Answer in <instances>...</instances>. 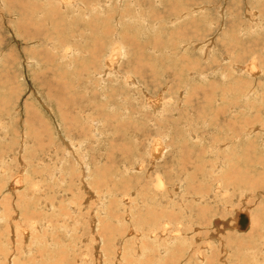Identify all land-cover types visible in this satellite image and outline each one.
<instances>
[{
    "label": "rangeland",
    "instance_id": "obj_1",
    "mask_svg": "<svg viewBox=\"0 0 264 264\" xmlns=\"http://www.w3.org/2000/svg\"><path fill=\"white\" fill-rule=\"evenodd\" d=\"M76 1L82 14L70 16L97 15L96 26L73 37L82 20L69 19L60 33L72 37L49 43L41 14L58 3L0 0V264H255L243 247L264 232V20L252 30L250 19L264 15V0ZM68 40L70 54L52 47ZM113 46L121 56L107 64ZM241 212L251 216L244 231L232 229Z\"/></svg>",
    "mask_w": 264,
    "mask_h": 264
},
{
    "label": "bare ground",
    "instance_id": "obj_2",
    "mask_svg": "<svg viewBox=\"0 0 264 264\" xmlns=\"http://www.w3.org/2000/svg\"><path fill=\"white\" fill-rule=\"evenodd\" d=\"M83 1V0H82ZM107 1V0H106ZM118 1H120V0H118ZM49 2L50 3H58V6H57V8H56V12H54L53 14H47V13H42L41 14V17H42V19L44 20V21H47V23H46V26H45V28H46V30H47V33L45 34V37L46 38H48V33L50 34L49 36H51L52 37V35L53 36H58V35H62L65 39H70L72 36L69 34V32L67 31V32H61L60 33V30H62L61 29V25H63V24H65V26H66V24H67V22L69 21V19H77V17L76 16H70V11L73 9V10H76V12H77V14L78 15H81L82 13H81V10H80V8L78 7V5H79V2H77L76 0H49ZM88 2V1H87ZM83 3V2H82ZM119 3V2H118ZM33 4V3H32ZM91 4L92 3H90V6H91ZM119 6V5H118ZM84 7V6H83ZM70 8V9H69ZM111 10H113V6H111V8H110ZM34 10V9H33ZM59 10V11H58ZM86 11H89V12H91V11H94V12H96V14H98L97 13V7H96V5H94V4H92V6L91 7H88V8H86ZM255 11V10H254ZM66 12H68V15L67 16H64V13H66ZM120 13H122V14H120ZM232 13V12H231ZM251 13H253L254 14V18H249L251 21H252V26H251V28H252V30H255V28H258V27H260V26H262L261 25V23H260V20H264V15L263 14H259V15H256V12H253V10H252V12ZM85 14V13H84ZM119 14H120V16H121V18H123V17H125V16H127V14H125V12H119ZM56 15H57V18H59L60 20H61V22L60 23H58V25H57V23H55V22H53L52 21V19L53 18H55L56 17ZM252 15V14H251ZM97 15H93L92 17H91V22H89V23H83V18H81V17H79L77 20H82V24H81V26H82V28H81V26H80V28L79 29H77L76 30V33H73V37H81V38H84V35H83V33H82V31L80 32V29H82V30H87V29H90L91 27H93L94 25L96 26V24H95V19H98V18H100V17H96ZM248 16V15H247ZM85 19V18H84ZM94 19V20H93ZM104 20L105 21H108V17H105L104 18ZM93 21V22H92ZM103 21V20H102ZM25 22L27 23L28 22V20L26 19L25 20ZM93 23V24H92ZM264 23V22H263ZM262 23V24H263ZM89 24V25H88ZM56 26L58 27V29L56 30ZM237 26V25H236ZM246 26V25H245ZM255 27V28H254ZM236 29V28H235ZM45 30V29H44ZM103 30H105V29H103ZM49 31H51V32H49ZM45 32V31H44ZM111 31L109 30L107 33H110ZM235 32V30H233V33ZM241 32V31H240ZM103 33V32H102ZM104 33H106V32H104ZM116 33V32H115ZM77 34V35H76ZM126 33L124 32V35H125ZM113 35V34H112ZM55 38V37H54ZM49 40V43L50 42H53L54 41V39H53V37L50 39H48ZM56 40V39H55ZM45 42V41H44ZM66 42H68L66 45H63L62 46V44L60 45V43L59 44H54L52 47L53 48H55V49H57V50H59V51H62L64 54H70L71 53V51H72V48H71V46H68V44H70V45H72L73 44V42H69V40L68 41H66ZM198 44H199V42H198ZM114 45V44H113ZM181 45H183V44H181ZM141 46V45H140ZM196 47H197V44L195 45ZM115 47V48H114ZM121 47V46H120ZM183 47V46H182ZM113 49V51H112V53L114 54L113 56H112V58L111 59H109V60H106V62H107V64H110L111 63V61H112V59H114L115 60V62L117 61V60H119V59H117L119 56H121L120 55V50H121V48H119L118 46L116 47V46H113L112 47ZM75 49H79V48H76V46H75ZM264 50V49H263ZM157 51V50H156ZM169 51V50H168ZM248 51V50H247ZM206 51H204V53H205ZM247 53V52H246ZM91 54H92V56H91V58H90V60H93V52H91ZM248 54V53H247ZM250 54H254V55H256V53H253V52H251ZM112 55V54H111ZM205 55V54H204ZM60 56V55H59ZM62 57H64L63 55H62ZM66 57V56H65ZM68 57V56H67ZM255 58H256V56H255ZM82 59H84V58H82ZM81 59V60H82ZM223 61V60H222ZM103 62H105V60H103ZM105 62V63H106ZM114 63V62H113ZM113 63H111V64H113ZM251 63V62H250ZM104 64V63H103ZM246 64V63H245ZM105 65V64H104ZM116 65V64H115ZM229 66L232 68V69H234L235 71H241V69H242V71H245L246 73L248 72L250 75H256L258 72H260L259 71V67H258V65H257V63L256 62H254V63H251V64H249L248 65V67H247V69H246V66H241V65H239V63L237 64L235 61H230V64H229ZM107 67V69L108 68H110L111 69V67H112V65H108V66H106ZM115 67V66H114ZM93 68V67H92ZM104 68V67H103ZM113 68V67H112ZM199 69V68H198ZM251 69V70H250ZM104 70H106V69H104ZM248 70V71H247ZM128 72V71H127ZM183 72H188V71H183ZM199 72H200V70H199ZM204 72V71H203ZM209 72V71H208ZM207 72V74H209ZM211 72H213V71H211ZM94 73V72H93ZM96 74L95 75H98V76H100L101 78L106 74V71H100V72H95ZM110 73V72H109ZM115 73V72H114ZM118 73V72H117ZM179 73V72H178ZM177 73V74H178ZM191 73V72H190ZM206 73V72H205ZM256 73V74H255ZM188 74V73H187ZM204 74V73H203ZM113 75L114 74H112L111 76L113 77ZM121 75V74H120ZM125 75H126V73H125ZM153 75V74H152ZM163 75V74H162ZM176 75V74H175ZM110 76V77H111ZM117 76V75H116ZM177 76V75H176ZM183 76V75H182ZM206 76V75H205ZM214 76V75H213ZM224 76V75H223ZM240 76H242V75H240ZM111 77V78H112ZM130 77H132V76H129L128 78H126L127 80H125V81H128V82H130V81H132L131 79H130ZM164 77V76H163ZM202 77H204V76H202ZM207 77V76H206ZM124 78H125V76H124ZM124 78L122 77V80H124ZM201 78V77H200ZM237 78V77H236ZM106 79H108V81H109V79L110 78H107L106 77ZM252 79V78H251ZM135 80V79H134ZM133 80V81H134ZM174 80V79H173ZM185 80V79H184ZM250 80V79H249ZM100 81H102L101 79H100ZM108 81H107V83H108ZM132 81V82H133ZM144 81V80H143ZM182 81V80H181ZM224 82V81H223ZM126 83V82H125ZM134 83V82H133ZM182 83H183V81H182ZM130 84H132V83H130ZM225 84V83H224ZM247 84H249V83H247ZM115 85V84H114ZM176 85V84H175ZM237 86V85H236ZM238 87V86H237ZM245 87V86H244ZM176 88H178V87H176ZM117 89V88H116ZM172 89V88H171ZM180 89V88H179ZM240 89V88H239ZM243 89V88H242ZM112 90V89H111ZM118 90V89H117ZM248 90V89H247ZM47 91V90H46ZM174 91V90H173ZM181 91H183V90H181ZM245 91H246V89H245ZM244 91V92H245ZM101 92V91H100ZM219 92H220V90H219ZM243 92V93H244ZM252 92H253V90H252ZM45 93V92H44ZM179 93V92H178ZM182 93V92H181ZM231 93V92H230ZM247 93V92H246ZM98 94V93H97ZM234 94V93H233ZM249 94V93H248ZM50 95V94H49ZM247 95V94H246ZM253 95V94H252ZM99 96V95H98ZM80 97V96H79ZM85 97V96H84ZM104 97V96H103ZM181 97V96H180ZM241 98H243V97H245V95L244 96H240ZM255 97V96H254ZM240 98V99H241ZM248 98V97H247ZM80 99V98H79ZM171 99V98H170ZM244 99V98H243ZM150 100V99H149ZM148 100V101H149ZM158 100V99H157ZM157 100H155V101H151L152 102V109L154 110V112H158L157 114H158V116H159V113H161V112H159L158 111V107L161 105L159 102V100H158V102H157ZM173 100V99H172ZM72 101V100H71ZM77 101V100H76ZM147 101V102H148ZM171 101V100H170ZM181 101V100H180ZM252 101V100H251ZM62 102V101H61ZM74 102V101H73ZM151 102H149L150 104H151ZM167 102V101H166ZM78 103V102H77ZM81 103V102H80ZM106 103H108V102H106ZM68 104V103H67ZM83 104V103H82ZM89 104V103H88ZM93 104V103H92ZM98 104V103H97ZM149 104V105H150ZM160 104V105H159ZM68 105H70V104H68ZM76 105V104H75ZM44 106V105H43ZM84 106V105H83ZM88 106V105H87ZM86 106V107H87ZM95 106V105H94ZM100 106V105H99ZM246 106V105H245ZM248 106V105H247ZM72 107V106H71ZM149 107V106H148ZM172 107V106H171ZM47 108V107H46ZM82 108V107H81ZM92 108H93V106H92ZM161 108V107H160ZM209 108V107H208ZM74 109V108H73ZM76 109V108H75ZM80 109V108H79ZM85 109V108H84ZM162 109V108H161ZM93 110V109H92ZM109 110V109H108ZM175 110V109H174ZM207 110V109H206ZM205 110V111H206ZM244 110V109H243ZM86 111V110H85ZM99 111V110H98ZM106 111V110H105ZM91 112V111H90ZM207 112V111H206ZM214 112V111H213ZM107 113V112H106ZM111 113V112H110ZM166 114V113H165ZM83 115H84V112H82V118H83ZM105 115V114H104ZM167 115V114H166ZM165 115V116H166ZM206 115V114H205ZM211 115V114H210ZM65 116V115H64ZM103 116V115H102ZM84 117H85V115H84ZM99 117V116H98ZM91 118V117H90ZM90 118H88V119H90ZM62 120H63V122L64 123H66L68 120H65V118L64 117H62ZM73 120V119H72ZM91 120V119H90ZM89 120V121H90ZM70 121V120H69ZM88 121V122H89ZM93 122L94 121H96V120H92ZM83 122V120L81 121V123ZM71 123H73V122H71ZM80 123V122H79ZM90 123V122H89ZM95 123H97V122H95ZM75 124V123H74ZM83 124V123H82ZM113 124V123H112ZM78 125V124H77ZM94 125V124H93ZM111 125V124H110ZM62 126V125H61ZM67 126V125H66ZM81 126V125H80ZM124 126V125H123ZM188 126V125H187ZM226 126V125H225ZM257 126V125H256ZM42 127H44V126H42ZM70 127V126H69ZM94 127V126H93ZM77 128V127H76ZM78 128H80V127H78ZM90 128V127H89ZM196 128V127H195ZM215 128V127H214ZM235 128V127H234ZM253 128V127H252ZM255 128V127H254ZM82 129H83V127H82ZM256 129V128H255ZM41 130V129H40ZM44 130V129H43ZM63 130H64V128H63ZM191 130V129H190ZM252 130V129H251ZM254 130V129H253ZM262 130V129H261ZM33 131V130H32ZM91 131V130H90ZM93 131H95L94 129H93ZM79 132V131H78ZM95 133H97V132H95ZM215 134V133H214ZM213 134V135H214ZM228 134H229V132H228ZM227 134V135H228ZM80 135V134H79ZM190 136H191V134H190ZM261 136V135H260ZM264 136V135H263ZM24 137V136H23ZM62 137V136H61ZM68 137V136H67ZM66 137V138H67ZM84 137V136H83ZM195 137H196V134H195ZM198 137V136H197ZM225 137H227L226 136V134H225ZM22 140V139H21ZM37 141V140H36ZM71 141V140H70ZM202 141V140H201ZM218 141V140H217ZM20 142H22V141H20ZM53 142H54V140H53ZM69 142V141H68ZM92 142V141H91ZM220 142V141H219ZM218 142V143H219ZM263 142V141H262ZM157 143V142H156ZM22 144V143H21ZM53 144H55V143H53ZM72 144V143H71ZM74 144V143H73ZM66 145V144H65ZM75 145H78V144H75ZM163 144H156V145H153V148H154V150L152 151L153 152V155H157V156H161V155H159V154H163V150L162 149H164V146H162ZM214 145V144H213ZM216 145V144H215ZM42 146V145H41ZM79 146V145H78ZM218 146V145H217ZM223 146V145H222ZM22 147V145L20 146V148ZM53 147H55V146H53ZM68 147V146H67ZM69 147H71V146H69ZM74 147V146H73ZM221 147V146H220ZM36 148V147H35ZM137 148V147H136ZM217 148V147H216ZM76 149H77V147H76ZM80 149V148H79ZM219 149V148H218ZM67 150V149H66ZM69 150V149H68ZM67 150V151H68ZM73 150H75V149H73ZM71 151V150H70ZM210 151V150H209ZM227 151V150H226ZM82 152V151H81ZM85 152V151H84ZM162 152V153H161ZM68 153V152H67ZM72 152H70V154H71ZM74 153V152H73ZM55 154V153H54ZM74 154H77V153H74ZM150 154H152L151 152H150ZM81 155V154H80ZM84 155V154H83ZM73 156V155H72ZM74 156H76V155H74ZM78 156V155H77ZM51 157H52V155H51ZM81 157H82V155H81ZM85 157V156H84ZM36 158H37V156H36ZM78 158V157H77ZM77 158H76V160H77ZM228 158V157H227ZM75 159V158H74ZM158 159H159V157H158ZM178 159V158H177ZM153 160V159H152ZM40 161V160H39ZM80 161V160H79ZM154 161V160H153ZM177 161V160H176ZM56 162H58V161H56ZM39 163V162H38ZM37 164V163H36ZM41 164V163H40ZM43 164V163H42ZM80 164H81V162H80ZM85 164V163H84ZM75 165V164H74ZM81 165H83V164H81ZM45 166V165H44ZM57 166V164H55V167ZM73 166V165H72ZM58 167V166H57ZM66 167H68V166H66ZM86 167V166H85ZM84 168V167H83ZM82 169V168H81ZM136 169V168H135ZM219 169V168H218ZM85 170H86V168H85ZM171 170V169H170ZM54 171V170H53ZM62 171V170H61ZM84 171V170H83ZM45 172V171H44ZM74 172H76V171H74ZM127 172H128V170H127ZM53 173V172H52ZM84 173V172H83ZM44 174V173H43ZM54 174H55V172H54ZM66 174H67V172H66ZM66 174H65V176H66ZM71 174V173H70ZM81 174H82V171H81ZM53 175V174H52ZM157 175V174H156ZM60 176V175H59ZM75 176V175H74ZM84 176V175H83ZM83 176L81 177L80 176V178L82 179L83 178ZM17 177H20V176H16L15 178H13V179H11V181H10V185H12L13 186V188L9 185V189H11L12 190V192H13V190L14 189H19V188H21L22 187V179H21V183H20V181L17 179ZM69 177V176H68ZM68 177H67V179H68ZM159 177V176H158ZM61 178H62V176L60 177V180H61ZM69 178H71V177H69ZM80 178H79V180H80ZM160 178V177H159ZM161 179H162V177H161ZM69 180V179H68ZM78 180V181H79ZM94 180V179H93ZM159 180V179H158ZM51 181V180H50ZM55 181V180H54ZM53 181V182H54ZM63 181V180H62ZM71 181L72 180H69V183H71ZM83 181V180H82ZM160 181V180H159ZM182 181V180H181ZM60 182V181H59ZM120 182V181H119ZM118 182V180H117V183H119ZM160 182H162V181H160ZM66 183V182H65ZM78 183V182H77ZM116 183V184H117ZM67 184V183H66ZM82 184H84V185H82ZM81 184V186H83V188H84V186H85V183H82ZM98 184V183H97ZM116 184H115V187H116ZM53 185L55 186V184L53 183ZM69 185V184H68ZM221 185V184H220ZM39 186V185H38ZM59 185H57V187H58ZM64 186V185H63ZM75 186H77V185H75ZM81 186H79L80 188H81ZM161 186V185H160ZM163 186H164V184H163ZM40 187V186H39ZM57 187L55 188V189H57ZM70 187V186H69ZM78 187V188H79ZM90 187V186H89ZM97 187V186H96ZM155 187H156V185H155ZM52 188V187H51ZM50 188V189H51ZM74 188H76V187H74ZM79 188V189H80ZM106 188V187H105ZM113 188V187H112ZM111 188V189H112ZM118 188V187H117ZM127 188V187H126ZM157 188V187H156ZM160 188V187H159ZM96 190H97V188H95ZM101 189H104V188H101ZM115 189V188H114ZM158 189V188H157ZM162 189V188H161ZM63 189H59L58 191H62ZM84 190V189H83ZM88 190V189H87ZM86 190V191H87ZM100 190V189H99ZM98 190V191H99ZM108 190H110L109 188H108ZM118 191H119V189H117ZM126 190V189H125ZM139 190V189H138ZM160 190V189H159ZM168 190V189H167ZM183 190V189H182ZM51 191H52V189H51ZM66 191V190H65ZM104 191H105V189H104ZM113 191V190H112ZM132 191V190H131ZM142 191V190H141ZM49 192V191H48ZM56 192V191H55ZM74 192V191H73ZM101 192V191H100ZM115 192H117L116 190H115ZM115 192H113L114 194H115ZM84 193V192H83ZM94 193V192H93ZM107 193H108V191H107ZM125 193V192H124ZM87 194H90L89 192L87 193ZM100 194H102V193H100ZM104 194V193H103ZM112 194V193H111ZM121 194H123V193H121ZM133 194V193H132ZM94 195V197H95V194H93ZM99 195V194H98ZM107 195V194H106ZM109 195V194H108ZM86 196V195H85ZM89 196V195H88ZM113 196H115V195H113ZM122 195H120V197H121ZM125 196V195H124ZM127 196V195H126ZM147 196H149V195H147ZM186 196H187V194H186ZM198 197V196H197ZM87 198V197H86ZM110 198V197H109ZM108 198V199H109ZM122 198V197H121ZM120 198V199H121ZM124 198V197H123ZM189 198V197H188ZM193 198H195V197H193ZM82 199H83V197H82ZM97 199V198H96ZM96 199H95V201H96ZM104 199V198H103ZM106 199V198H105ZM147 199V198H146ZM23 200V199H22ZM98 200V199H97ZM109 200H111V199H109ZM197 200H199V198H196V200L195 201H197ZM104 201V200H103ZM132 201V200H131ZM152 201V200H151ZM70 203H71V201H69ZM121 202V201H120ZM124 202V201H123ZM26 203V202H25ZM45 203H46V201H45ZM83 203H84V201H83ZM87 203V202H86ZM99 203H101V201L99 202ZM104 203V202H103ZM116 203V202H115ZM131 203V202H130ZM73 204H75L74 202H73ZM129 204V203H128ZM68 205V204H67ZM122 205V204H121ZM130 205V204H129ZM25 206V205H24ZM27 206V205H26ZM48 206V205H47ZM71 206H73L72 204H71ZM101 206H103V204L101 205ZM133 206H134V204H133ZM49 207V206H48ZM59 207V206H58ZM117 207V206H116ZM45 209L47 208V207H44ZM97 208V207H96ZM149 208V207H148ZM167 208V207H166ZM185 208V207H184ZM68 209V208H67ZM92 209V208H91ZM125 209V208H124ZM127 209V208H126ZM207 209V208H206ZM42 210V209H41ZM69 210V209H68ZM73 210H76L74 207H73ZM185 210H187V209H185ZM201 210H202V208H201ZM92 211V210H91ZM140 211V210H139ZM29 212H31V213H33L30 209H27L26 210V215L29 213ZM59 212L60 213H62V211L60 210V208H59ZM64 212H66V211H64ZM75 212V211H74ZM127 212V211H126ZM188 212V211H187ZM199 212V211H198ZM45 212H44V210H43V214H44ZM67 213H69V215H70V217H72L73 216V214L71 213V212H67ZM89 213V212H88ZM109 213V212H108ZM91 214H94V213H91ZM161 214V213H160ZM171 214V212H167V210L165 211V209H164V212H162V216H163V219L164 220H175L176 219V217L175 218H172L171 216L172 215H170ZM240 214H245L246 216H247V221H246V223H245V229L243 228V229H241V231H244V230H246V229H248L249 227H251V216L249 215V213L248 212H241V213H238V215H237V218H235V225L234 226H232V229L233 228H236L237 230H239V228H238V225H237V222H238V218H239V215ZM78 215V213H76V216ZM118 216V215H117ZM121 216V215H120ZM129 216V215H128ZM74 217V216H73ZM112 217V216H111ZM122 217V216H121ZM236 217V216H235ZM69 218V217H68ZM128 218V217H127ZM161 218V217H160ZM40 219H41V217H40ZM42 219L44 220V218L42 217ZM74 219H75V217H74ZM93 219H95V218H93ZM119 219V218H118ZM122 219V218H121ZM121 219H119L120 221H121ZM76 220V219H75ZM128 220V219H127ZM211 220V219H210ZM32 221V220H31ZM41 221V220H40ZM157 221V220H156ZM227 221V220H226ZM93 222H95V221H93ZM218 222V221H217ZM41 223H43V222H41ZM62 223V222H61ZM91 223H92V221H91ZM121 223V222H120ZM50 224V223H49ZM63 224V223H62ZM62 224H60L61 226H62ZM93 224V223H92ZM46 225H48V222H47V224ZM45 225V226H46ZM94 225V224H93ZM92 225V226H93ZM118 225V224H117ZM117 225H116V228H117ZM121 225V224H120ZM166 225V224H165ZM168 225V224H167ZM216 225V224H215ZM218 225V224H217ZM33 226L35 227H37L38 226V224L36 225V223H34L31 227L33 228ZM43 226V225H42ZM42 226H38L37 228L38 229H40ZM60 226V227H61ZM178 226V225H177ZM44 228V227H43ZM49 228H50V225H48V230H49ZM119 228V227H118ZM132 227H131V225H130V229H131ZM202 228V227H201ZM261 228V227H260ZM92 229V228H91ZM129 229V228H128ZM218 229V228H217ZM47 230V229H46ZM216 230V229H215ZM219 230V229H218ZM50 231V230H49ZM66 231H68V230H66ZM234 231V230H233ZM22 232L24 233V234H26L27 235V232H26V230H22ZM69 232H70V230H69ZM129 232V231H128ZM139 232V231H138ZM170 232V231H169ZM22 233V234H23ZM48 233V232H47ZM115 233V232H114ZM135 233V232H134ZM14 234V233H13ZM12 234V235H13ZM24 234H23V236H24ZM62 234V233H61ZM70 234V233H69ZM75 234V233H74ZM112 234V233H111ZM138 234V233H137ZM150 234V233H149ZM49 235V234H48ZM66 235V234H65ZM68 235V234H67ZM98 235V234H97ZM113 235V234H112ZM111 235V236H112ZM130 235V234H129ZM139 235V234H138ZM155 235V234H154ZM213 235V234H212ZM10 236V235H9ZM15 236V235H14ZM14 236H12V238H14ZM72 236V235H71ZM117 236V235H116ZM149 236H151V235H149ZM162 236V235H161ZM41 237V236H40ZM50 237H51V235H50ZM96 237V236H95ZM110 237V236H109ZM4 238H6V237H4ZM38 238V237H37ZM42 238V237H41ZM38 239V241L37 242H39V240L40 241H42L43 239ZM56 238V237H55ZM62 238H63V236H62ZM67 238H69V237H67ZM71 238V237H70ZM73 238V237H72ZM99 238V237H98ZM213 238V237H212ZM11 239V238H10ZM23 239H25V237L23 238ZM65 239V238H64ZM75 239V238H74ZM138 239H140V238H138ZM137 239V240H138ZM249 239H250V243L249 244H247L248 246H247V248L245 247V249H244V247H243V250H244V253L246 254V252L248 251V255H247V258H248V260H251L252 258H254L255 260H256V263L255 264H264V232L263 233H260V232H258V230L256 229L255 230V232L254 231H252V233H251V235H250V237H249ZM50 240V239H49ZM71 240V239H70ZM73 240V239H72ZM83 240V239H82ZM235 240V239H234ZM4 241V240H3ZM33 241V240H32ZM81 241V240H80ZM135 241V240H134ZM159 241V240H158ZM170 241V240H169ZM51 242V241H50ZM50 242H49V245H50ZM56 242V241H55ZM58 242V241H57ZM172 242V241H171ZM251 242H253V243H251ZM25 243H26V241H25ZM40 243V242H39ZM43 243V242H42ZM42 243H40L41 245H42ZM60 243V242H59ZM137 243H138V241H137ZM4 244V243H3ZM5 244H6V242H5ZM11 244V243H10ZM14 244V243H13ZM68 244V243H67ZM77 244H78V242H77ZM106 244V243H105ZM23 245V244H22ZM20 246V248H19V250L20 251H25V252H30L29 251V249L27 248V247H23V246ZM36 245V244H35ZM41 245H38V247L40 248V249H46V248H43ZM236 245V244H235ZM262 245H263V247H262ZM46 246V245H45ZM60 246V245H59ZM242 246V245H241ZM30 247V246H29ZM52 247V246H51ZM211 247V246H210ZM235 247V246H234ZM239 247V246H238ZM82 248V247H81ZM33 249V248H32ZM64 252L63 253H55L54 254V257H55V255H57L58 257H59V259H61V261H64L65 260V256H67L66 255V253H67V251H68V248L66 249V245L64 246ZM71 249V248H70ZM76 249V248H75ZM221 249V248H220ZM37 250H39V249H37ZM53 250V249H52ZM74 249H72V252H74L73 251ZM139 250V249H138ZM223 250V249H222ZM221 250V251H222ZM235 250V249H234ZM198 251V250H197ZM25 252H23V253H25ZM33 252V251H32ZM49 252V251H48ZM199 252V251H198ZM45 253V252H44ZM138 254H140V253H138ZM200 254V253H199ZM22 255V254H21ZM119 255V254H118ZM48 255L46 254V257H47ZM70 256V255H69ZM202 256V255H201ZM45 257V256H44ZM71 257V256H70ZM143 257V256H142ZM78 258V257H77ZM200 258H202V257H200ZM199 258V259H200ZM11 259V258H10ZM29 259L31 260V259H33V258H31V257H29ZM119 259V258H118ZM25 260V259H24ZM26 260H28V259H26ZM25 260V261H26ZM102 260V259H101ZM13 261H15V260H13ZM29 261V260H28ZM58 261V260H57ZM8 262V261H7ZM56 262V261H55ZM10 263V262H9ZM84 263V262H83ZM6 264V263H5ZM237 264V263H236Z\"/></svg>",
    "mask_w": 264,
    "mask_h": 264
},
{
    "label": "water",
    "instance_id": "obj_3",
    "mask_svg": "<svg viewBox=\"0 0 264 264\" xmlns=\"http://www.w3.org/2000/svg\"><path fill=\"white\" fill-rule=\"evenodd\" d=\"M246 221H247V216L245 214H240L237 222L238 228L243 229L245 227Z\"/></svg>",
    "mask_w": 264,
    "mask_h": 264
},
{
    "label": "crops",
    "instance_id": "obj_4",
    "mask_svg": "<svg viewBox=\"0 0 264 264\" xmlns=\"http://www.w3.org/2000/svg\"><path fill=\"white\" fill-rule=\"evenodd\" d=\"M251 70V69H250Z\"/></svg>",
    "mask_w": 264,
    "mask_h": 264
}]
</instances>
